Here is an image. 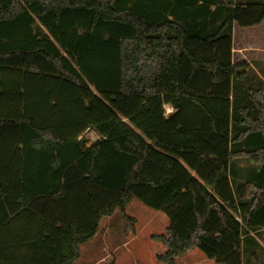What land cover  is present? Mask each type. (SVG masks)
Instances as JSON below:
<instances>
[{
  "label": "trees",
  "instance_id": "obj_1",
  "mask_svg": "<svg viewBox=\"0 0 264 264\" xmlns=\"http://www.w3.org/2000/svg\"><path fill=\"white\" fill-rule=\"evenodd\" d=\"M261 24L264 0H0V264H74L132 200L168 219L159 263L263 264L264 88L232 62Z\"/></svg>",
  "mask_w": 264,
  "mask_h": 264
},
{
  "label": "rangeland",
  "instance_id": "obj_2",
  "mask_svg": "<svg viewBox=\"0 0 264 264\" xmlns=\"http://www.w3.org/2000/svg\"><path fill=\"white\" fill-rule=\"evenodd\" d=\"M233 31L232 62H247L250 65L244 85L248 87L249 84L258 83L264 88V25L246 30L233 25ZM169 112L171 110L165 107V114ZM84 139L88 141V146L98 140V136L86 132ZM125 215L134 220L132 226L124 227L118 210L112 217L103 219L96 237L79 247L80 256L75 264H162L156 260V256L162 254L165 247L151 237L165 234L169 224L167 217L136 200H132L126 207ZM253 240L264 249L261 239L254 237ZM248 247L249 243H244V248ZM252 251L253 248L243 251L242 264H255ZM260 257L264 264V255ZM175 264L216 263L195 249L176 259Z\"/></svg>",
  "mask_w": 264,
  "mask_h": 264
},
{
  "label": "crops",
  "instance_id": "obj_3",
  "mask_svg": "<svg viewBox=\"0 0 264 264\" xmlns=\"http://www.w3.org/2000/svg\"><path fill=\"white\" fill-rule=\"evenodd\" d=\"M254 28H256V27H254ZM254 28H253V29H254ZM249 29H252V28H249ZM243 30H246V29H243ZM232 32H234V31H233V28H232ZM232 37H233V36H232ZM232 40H233V38H232ZM165 107H168V108L171 110V112H169V114H171V113L173 112V110H172V108H171L170 106H167V105H166ZM165 107H164V111H165ZM169 114H165V115L167 116V115H169ZM87 132H92V131H87ZM92 133H93V132H92ZM74 264H75V263H74Z\"/></svg>",
  "mask_w": 264,
  "mask_h": 264
}]
</instances>
